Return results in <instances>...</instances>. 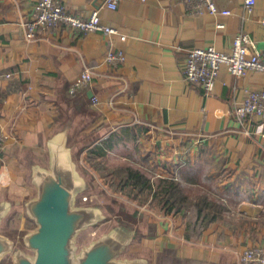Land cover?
Here are the masks:
<instances>
[{
  "label": "crops",
  "instance_id": "0c3cea01",
  "mask_svg": "<svg viewBox=\"0 0 264 264\" xmlns=\"http://www.w3.org/2000/svg\"><path fill=\"white\" fill-rule=\"evenodd\" d=\"M213 1L230 14H191L181 0L122 1L116 10L106 0H61L83 19L98 10L101 22L118 34L82 33L61 24L30 41L26 23L38 0H0L5 192H32L31 164L47 165V141L66 130L78 167L103 193L112 191L107 176L130 167L154 185L173 180L184 195L222 208L198 236L188 237L193 208L168 213L152 192L138 200L114 192L135 211L134 242L146 250L137 256L149 264H242L245 250H264V120L235 115L246 91L264 90V73L238 77L222 66L211 93L182 76L192 49L229 52L241 33L262 49L264 0H255L250 14L242 0ZM110 48L122 50L125 61L108 64ZM84 71L91 81L71 94Z\"/></svg>",
  "mask_w": 264,
  "mask_h": 264
},
{
  "label": "water",
  "instance_id": "95a60500",
  "mask_svg": "<svg viewBox=\"0 0 264 264\" xmlns=\"http://www.w3.org/2000/svg\"><path fill=\"white\" fill-rule=\"evenodd\" d=\"M68 133L60 130L47 141V165L33 163L29 180L35 195L24 202L25 214L35 227L23 236L31 254L15 249L0 233V262L12 255V264H149L146 258H121L136 238V230L114 227L78 250L77 237L106 219L101 207L77 205L88 188L68 145ZM14 203L0 201V225Z\"/></svg>",
  "mask_w": 264,
  "mask_h": 264
},
{
  "label": "built area",
  "instance_id": "2783aa9c",
  "mask_svg": "<svg viewBox=\"0 0 264 264\" xmlns=\"http://www.w3.org/2000/svg\"><path fill=\"white\" fill-rule=\"evenodd\" d=\"M122 1L146 2L147 0H106L105 6L109 10H116ZM182 4L195 15H229L227 10H219L213 0H181ZM247 14L253 11L255 0H242ZM64 24L78 32H101L107 36L118 34L114 27L101 22L98 10H93L86 19L77 17L66 10L61 0H38L26 23L25 37L34 40L39 31L52 32ZM264 28V18L260 20ZM218 28H223L222 24ZM106 61L108 64L117 65L125 61L124 52L120 49L110 48ZM222 66L234 76L243 77L248 71L264 73V46L257 49L255 43L246 35L239 34L233 41L229 52L219 51L209 46L195 48L189 51L185 59L182 76L190 84L204 92L211 93ZM9 76V74L7 75ZM91 81L89 71L82 72L73 82L70 93L75 94ZM235 115L239 120L257 116L264 120V90H248L243 101L235 108ZM4 137L0 135V155ZM242 264H264V250L261 247H252L245 250L241 256Z\"/></svg>",
  "mask_w": 264,
  "mask_h": 264
},
{
  "label": "rangeland",
  "instance_id": "374dc122",
  "mask_svg": "<svg viewBox=\"0 0 264 264\" xmlns=\"http://www.w3.org/2000/svg\"><path fill=\"white\" fill-rule=\"evenodd\" d=\"M81 173L84 175L82 171ZM104 181L107 182L106 178ZM3 183H5V180ZM87 185L88 188L85 190V192L78 196L76 202L77 205H92L101 207L105 213L106 219L98 223L96 226L88 228L79 234L77 237L78 250L116 226L134 229V225L137 220V216L135 215L133 208L131 206H122L118 201L119 195L114 193L115 191H110V194L103 193L99 187H93L91 182L88 180ZM5 190H7V187L0 184V201L8 200L14 203V205L11 211L1 222L0 233L13 241L15 249H21L31 254V252L24 246L22 239L24 234L34 229L35 225L27 218L23 204L26 200L35 195L34 187L30 194L25 192L20 197H15V195L9 192L7 193ZM184 192L186 191L184 190ZM136 235H139L138 232ZM130 246L127 247V249L123 252L121 258L124 259L138 257L137 255L143 253L145 250L143 247H141L140 243L137 244L134 241ZM0 264H12V255H6L1 260Z\"/></svg>",
  "mask_w": 264,
  "mask_h": 264
},
{
  "label": "trees",
  "instance_id": "16d2710c",
  "mask_svg": "<svg viewBox=\"0 0 264 264\" xmlns=\"http://www.w3.org/2000/svg\"><path fill=\"white\" fill-rule=\"evenodd\" d=\"M106 180L113 191L127 194L137 200L149 196L152 192V197L158 198V202L168 213L185 212L193 208L195 211V221L188 227L192 230V233L188 237L198 236L205 227L204 224L207 222V219H215V216L222 209L217 204L208 202L206 198L198 197L197 199H192L184 195L180 185L173 180H159L158 185H154L145 174L130 167L115 170L106 177ZM172 261L173 259L171 261L168 259L166 262L164 259V263L169 264ZM174 263L178 264V262ZM183 263L192 264L190 262Z\"/></svg>",
  "mask_w": 264,
  "mask_h": 264
}]
</instances>
